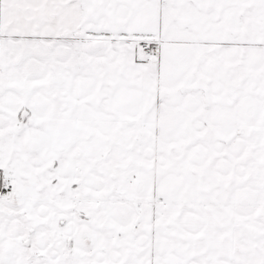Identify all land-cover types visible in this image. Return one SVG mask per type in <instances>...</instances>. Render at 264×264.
Instances as JSON below:
<instances>
[{
    "label": "snow or ice",
    "instance_id": "obj_1",
    "mask_svg": "<svg viewBox=\"0 0 264 264\" xmlns=\"http://www.w3.org/2000/svg\"><path fill=\"white\" fill-rule=\"evenodd\" d=\"M0 264H264V0H0Z\"/></svg>",
    "mask_w": 264,
    "mask_h": 264
}]
</instances>
